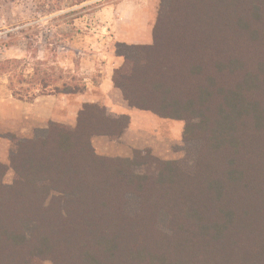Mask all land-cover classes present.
Listing matches in <instances>:
<instances>
[{
    "label": "trees",
    "instance_id": "trees-1",
    "mask_svg": "<svg viewBox=\"0 0 264 264\" xmlns=\"http://www.w3.org/2000/svg\"><path fill=\"white\" fill-rule=\"evenodd\" d=\"M196 2L172 1L143 64L113 74L130 107L185 122L193 172L149 147L97 154L131 120L84 103L76 127L15 137L11 186L0 163V264H264V0Z\"/></svg>",
    "mask_w": 264,
    "mask_h": 264
},
{
    "label": "rangeland",
    "instance_id": "rangeland-1",
    "mask_svg": "<svg viewBox=\"0 0 264 264\" xmlns=\"http://www.w3.org/2000/svg\"><path fill=\"white\" fill-rule=\"evenodd\" d=\"M172 1L174 6L178 3V13L186 3L189 7L198 4L196 0H0V62H13L8 68L0 67V163L7 167L6 186L15 178L10 161L16 150L15 137H43L51 123L76 127L84 99L100 97L98 88L105 72L114 73L126 61L138 65L145 61L142 44L129 41L127 34L151 35ZM64 84L73 92L84 90L66 96L64 91L70 89L64 90ZM53 109L57 117L46 116ZM144 114L146 129H139L137 123L128 140L151 148L160 160L178 161L185 171L193 172L197 145L183 139L185 122ZM107 140L113 143L105 150H129V158L136 148L142 149L124 138ZM92 144L100 155V136H93ZM157 168L154 163L136 171L154 173ZM134 206L132 202L130 208Z\"/></svg>",
    "mask_w": 264,
    "mask_h": 264
},
{
    "label": "crops",
    "instance_id": "crops-1",
    "mask_svg": "<svg viewBox=\"0 0 264 264\" xmlns=\"http://www.w3.org/2000/svg\"><path fill=\"white\" fill-rule=\"evenodd\" d=\"M127 39L129 41H134L137 40V43H141L142 45H147L150 44V42L152 41V34L151 35H145V34H140L139 36H133L130 33L127 34ZM113 74L114 73H110V71L105 72L104 76L102 78V81H100V85L98 90L100 91V97L98 98H93L92 96L89 99H84L83 103H99L103 106H105L107 108V111L109 113H111L114 116H122V115H128L130 117V125L129 127L124 131V133L122 134V136L120 137V139H125L127 141V143H129L131 146L133 145H137L136 147L139 148H144L145 145L140 144L138 145V143L136 144L135 141H131L128 139H131L129 137V133H132V131H134L136 128H138V124L140 122V126L139 129H146V125L145 122L143 121V119H147L146 115L144 114V112L130 107L128 102L125 100L122 91L116 86L114 79H113ZM90 93H92L93 91L90 90ZM68 96V95H66ZM48 115V117L50 118H56L57 117V111H55L54 109L46 114V116ZM149 117V116H148ZM108 137L106 136H100V143H102L103 145L100 146V155H108V156H113V155H119L120 157H126L129 158L131 155V152L129 153V150H125V152L123 153H114L112 151H107L106 149V145L111 146L113 142H108L110 140H107ZM108 149H113V147H109ZM137 149V148H136Z\"/></svg>",
    "mask_w": 264,
    "mask_h": 264
}]
</instances>
